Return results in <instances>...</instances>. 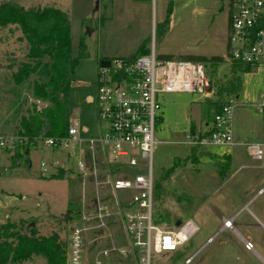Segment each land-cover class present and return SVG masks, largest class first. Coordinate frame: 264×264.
<instances>
[{"label": "rangeland", "instance_id": "1", "mask_svg": "<svg viewBox=\"0 0 264 264\" xmlns=\"http://www.w3.org/2000/svg\"><path fill=\"white\" fill-rule=\"evenodd\" d=\"M5 3H15L26 10L59 9L68 15L73 57L79 56L80 43H85L86 57L74 69L70 93L71 125L78 129L83 140L98 141L104 126L97 103L102 57L112 60L139 56L142 46L159 57L173 56L177 60L188 55L223 57L225 62L216 69L206 64L210 87L215 91L232 75L227 54L229 16L235 10L233 0H0V4ZM29 50L19 26L0 28V134L13 139L18 136L22 118L29 116L32 84L37 79L34 76L23 86H18L14 79L21 65L29 61ZM239 74L242 88L238 98H228L235 103L234 138L240 135L264 141V110H257L263 102L260 96L264 92V64ZM89 96L93 101L87 100ZM199 97L189 93L157 96L162 106L153 153L154 180L160 184L157 189L160 195L155 201L157 217L164 220L162 229L176 228L174 223L180 219L192 220L198 231L176 251L157 253L152 243L151 264H264V229L249 211H244L239 220L251 225L254 250L245 249L236 226L234 229L223 226L225 219L236 215V202L242 199L236 175L226 170L228 174L223 178L212 170L219 165L230 170L220 157L223 150H198L185 144L193 125L204 126L201 115L205 100ZM237 103L241 105L236 106ZM194 151L196 161L191 158ZM14 153L2 155L0 161V227L7 222L14 224V235H24L32 227L37 237H55L66 249L70 230L80 225L87 229L86 251L90 262L103 249L129 246L116 202H130L132 192L113 191L102 173L80 176L63 149L52 150L38 144L31 147L29 162L22 160L13 168ZM137 159H141L139 155ZM44 160L49 166L47 174L41 171ZM167 172L169 176L165 178ZM98 200L112 208L106 229L97 228V223L89 219ZM263 200L264 197L259 202ZM108 261L136 264L132 257L124 259L117 254ZM16 264H47V261L34 256L28 262Z\"/></svg>", "mask_w": 264, "mask_h": 264}, {"label": "built area", "instance_id": "2", "mask_svg": "<svg viewBox=\"0 0 264 264\" xmlns=\"http://www.w3.org/2000/svg\"><path fill=\"white\" fill-rule=\"evenodd\" d=\"M233 6L235 10L231 11L228 26V60L251 68L264 64V0H233ZM104 61H108L109 66L100 68L97 94L98 115L104 124L100 139L83 140L78 129L71 125L66 137L41 136L34 138L31 145L63 149L74 161L80 176L102 173L113 191L133 193L130 202H116L129 246L103 249L90 262L86 251L87 229L74 225L66 242V264H109L113 254L124 259L132 257L136 264H151L152 243L157 253L176 251L189 243L198 231L192 220L179 223L173 229H162L161 224L156 223L153 153L158 112L162 108L157 96L160 93H189L199 95L200 100H212L215 90L210 87L203 63L163 60L155 51L149 55ZM260 98L263 102L257 110L263 112L264 92ZM234 108L235 103L229 100L214 121L205 123L203 131L190 133L185 138V144L198 150H225L241 144L253 160L262 161V144L238 142L234 138ZM28 140L27 137L13 139L0 134V161L2 155L14 153L18 145ZM137 155L141 159H137ZM41 171L49 173L45 160L41 162ZM111 211L110 206L98 200L89 219L97 223V228L106 229ZM224 223L229 229H234V219ZM244 245L246 250H254L251 242L244 241Z\"/></svg>", "mask_w": 264, "mask_h": 264}, {"label": "trees", "instance_id": "3", "mask_svg": "<svg viewBox=\"0 0 264 264\" xmlns=\"http://www.w3.org/2000/svg\"><path fill=\"white\" fill-rule=\"evenodd\" d=\"M231 17L232 12L229 22ZM10 25L21 28L30 46L29 61L21 65L18 74L14 77L16 84L23 86L37 76L32 84L33 100L29 106V116L22 118L17 132L18 136L27 137L29 140L17 146L11 158L14 168L22 160L28 161L31 147L35 145H31L34 138L41 136L64 138L68 135L71 126L72 75L79 60L86 57V47L85 43L81 42L79 56L73 57L68 15L53 7L26 10L15 3L0 4V28ZM137 54L149 55L150 51L142 46ZM160 58L172 60L174 57L160 56ZM184 58V60L203 63L205 66L209 63L214 69L218 68V64L225 62L224 58L219 56L208 58L188 55ZM231 66V77L217 88L212 100H205L203 104L201 117L204 124L214 121L215 116L228 103L229 97L239 95L242 88L239 73H246L251 69L249 65L237 62H232ZM192 131L194 132L195 129ZM196 153L191 157L194 161L197 159ZM205 154L207 153H203ZM218 173L225 178L226 168L219 165ZM168 176L169 172L166 173L165 178ZM159 185L156 181L155 201L160 195L157 192ZM155 216L157 224H165L164 220L157 217V213ZM179 223L182 224L183 221L178 219L174 226ZM14 230L16 226L10 222L0 227V264L28 262L34 256L44 257L47 264H66L65 248L57 243L55 237L39 238L32 227L24 235H14Z\"/></svg>", "mask_w": 264, "mask_h": 264}, {"label": "crops", "instance_id": "4", "mask_svg": "<svg viewBox=\"0 0 264 264\" xmlns=\"http://www.w3.org/2000/svg\"><path fill=\"white\" fill-rule=\"evenodd\" d=\"M102 62L104 60H108L106 57H102ZM238 96V95H237ZM89 102L93 101L92 97H87ZM72 122V118L70 116V123ZM195 131H203L205 128L203 127H196L193 125V129ZM88 130L87 128H83L85 132ZM236 141L238 142H256L244 138L243 136L236 137ZM257 143H260L264 147V141L258 140ZM223 150V149H221ZM221 158L225 159L230 166V170L226 167L228 173L230 172L233 175H236V179L240 181V186L242 191V199L236 202V215L232 218H236V234L244 241H250L251 233L249 232L251 225L248 224L246 221H240L239 218L244 213V211H249L252 219L257 221L260 226L264 229V200L259 202V200L264 197V159L262 161L253 160L246 148L238 144L230 149H225L221 153ZM58 161H54V164ZM212 169V168H211ZM212 170H216L218 173V168H214ZM231 170H234L231 172ZM227 173V174H228ZM219 174V173H218ZM244 181V182H242ZM251 209V210H250ZM225 219L223 221V226ZM234 226V228H235ZM245 246V245H244Z\"/></svg>", "mask_w": 264, "mask_h": 264}, {"label": "water", "instance_id": "5", "mask_svg": "<svg viewBox=\"0 0 264 264\" xmlns=\"http://www.w3.org/2000/svg\"><path fill=\"white\" fill-rule=\"evenodd\" d=\"M101 66H109V62L108 61H103L102 63H101ZM235 226V225H234Z\"/></svg>", "mask_w": 264, "mask_h": 264}, {"label": "bare ground", "instance_id": "6", "mask_svg": "<svg viewBox=\"0 0 264 264\" xmlns=\"http://www.w3.org/2000/svg\"><path fill=\"white\" fill-rule=\"evenodd\" d=\"M224 227H225V228H228V225H225V223H224Z\"/></svg>", "mask_w": 264, "mask_h": 264}]
</instances>
